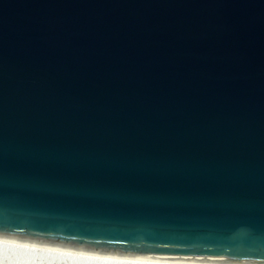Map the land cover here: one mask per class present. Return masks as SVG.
<instances>
[{
	"label": "water",
	"instance_id": "obj_1",
	"mask_svg": "<svg viewBox=\"0 0 264 264\" xmlns=\"http://www.w3.org/2000/svg\"><path fill=\"white\" fill-rule=\"evenodd\" d=\"M0 241L264 264V0H0Z\"/></svg>",
	"mask_w": 264,
	"mask_h": 264
},
{
	"label": "bare ground",
	"instance_id": "obj_2",
	"mask_svg": "<svg viewBox=\"0 0 264 264\" xmlns=\"http://www.w3.org/2000/svg\"><path fill=\"white\" fill-rule=\"evenodd\" d=\"M244 264L211 263L198 260L149 259L135 256H97L46 245H28L0 241V264Z\"/></svg>",
	"mask_w": 264,
	"mask_h": 264
},
{
	"label": "snow or ice",
	"instance_id": "obj_3",
	"mask_svg": "<svg viewBox=\"0 0 264 264\" xmlns=\"http://www.w3.org/2000/svg\"><path fill=\"white\" fill-rule=\"evenodd\" d=\"M133 264H140V262L139 261H135V262H133Z\"/></svg>",
	"mask_w": 264,
	"mask_h": 264
}]
</instances>
